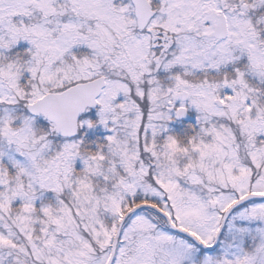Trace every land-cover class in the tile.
<instances>
[{
  "label": "snow or ice",
  "instance_id": "obj_1",
  "mask_svg": "<svg viewBox=\"0 0 264 264\" xmlns=\"http://www.w3.org/2000/svg\"><path fill=\"white\" fill-rule=\"evenodd\" d=\"M0 264H264V0H0Z\"/></svg>",
  "mask_w": 264,
  "mask_h": 264
}]
</instances>
